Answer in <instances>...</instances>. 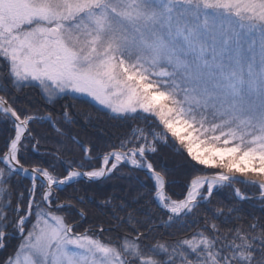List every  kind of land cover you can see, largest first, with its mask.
<instances>
[{
	"label": "snow or ice",
	"instance_id": "1",
	"mask_svg": "<svg viewBox=\"0 0 264 264\" xmlns=\"http://www.w3.org/2000/svg\"><path fill=\"white\" fill-rule=\"evenodd\" d=\"M162 2L161 22L182 19L206 55L246 62L264 107V0ZM146 8L0 0V251L17 241L0 264H264V217L243 207L264 212V112H210L129 48L118 20ZM161 146L183 158L182 179L157 159ZM109 181L90 217L79 185Z\"/></svg>",
	"mask_w": 264,
	"mask_h": 264
},
{
	"label": "rangeland",
	"instance_id": "2",
	"mask_svg": "<svg viewBox=\"0 0 264 264\" xmlns=\"http://www.w3.org/2000/svg\"><path fill=\"white\" fill-rule=\"evenodd\" d=\"M147 8L119 19L129 48L149 61L156 70L170 74L188 97L208 109L235 110L242 118L264 112L261 101L249 91L246 62L206 55L207 44L195 36L185 37L184 21L175 16L171 25L162 23V0H146ZM256 70H260L257 62Z\"/></svg>",
	"mask_w": 264,
	"mask_h": 264
},
{
	"label": "trees",
	"instance_id": "3",
	"mask_svg": "<svg viewBox=\"0 0 264 264\" xmlns=\"http://www.w3.org/2000/svg\"><path fill=\"white\" fill-rule=\"evenodd\" d=\"M20 102H27V97L25 95H21L19 98ZM39 104V108H40V114H44L47 111H53V109L45 104L43 101H37ZM63 103V101H61ZM58 108V106H57ZM92 111V115L93 117H99V121H103L105 119L103 113H96L94 110ZM210 112H216V113H220L218 110H216L215 108H211L209 109ZM78 119L81 120V122H83V116L78 117ZM99 121H97L96 119L93 120V124L98 123ZM35 128L37 130V132L43 134V133H51V128L50 126H48L47 124H39L37 123L35 125ZM75 131L78 132L79 138L81 139H87L88 136L92 135L93 133V129L92 128H84V129H76ZM4 135H6V133L4 132H0V143L3 142V137ZM43 151V149H42ZM77 155H79V153H76ZM33 157L38 158V154L37 153H33L32 154ZM157 159L161 162L166 164L169 168H177V179H182L183 178V168L182 167H178L179 165L182 164L183 158L181 156H178L171 147H164L161 146L159 154L157 156ZM126 170V169H125ZM64 172L63 170H61V175H63ZM13 184L15 185V182H13ZM113 182L109 181L106 182L105 184L101 185V186H97V185H89L88 183H82L81 185H79L80 188V195L85 196V202L84 204L80 205L81 207H85L86 209L89 210L90 213V217L92 215L95 214L96 212V205L95 203H89V198H94L95 200H99L102 199L104 196H107L111 193H113ZM29 186V181L28 180H23L20 185L18 186L20 189H26ZM237 187H241L242 189L245 188V185L243 184H238ZM173 191L179 193L181 191V187L180 185H175L173 186ZM254 191V190H252ZM252 191H249V195L252 194ZM71 194V190L67 191V192H63L61 193V199H64L66 196ZM117 195H122V190H117L116 191ZM223 198V197H221ZM13 202H15V196L13 198ZM259 201H253L252 204H255L256 207H253L252 204L249 203H245L243 205L244 209L247 212H253L256 216L258 217H264V212H262L260 210L259 207ZM91 222V219H87L86 221L83 222V226L86 227L88 223ZM80 231H83V227L80 229ZM17 244L16 240H12L11 241V246L7 249V250H2L0 251V259H3L7 256L8 252H10L12 250V247H15Z\"/></svg>",
	"mask_w": 264,
	"mask_h": 264
}]
</instances>
